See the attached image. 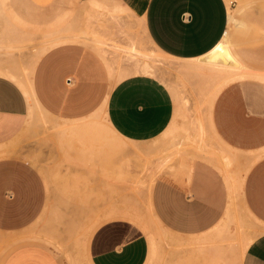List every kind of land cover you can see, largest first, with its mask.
Returning <instances> with one entry per match:
<instances>
[{
	"label": "crops",
	"instance_id": "obj_1",
	"mask_svg": "<svg viewBox=\"0 0 264 264\" xmlns=\"http://www.w3.org/2000/svg\"><path fill=\"white\" fill-rule=\"evenodd\" d=\"M119 1L134 13L139 11L146 36L155 48L181 63H173L179 72L194 74L192 65L216 50L247 71L228 42L233 27L246 25L235 16L230 0ZM255 7L256 20L263 21L264 0ZM39 13L42 20L48 8H39ZM183 13L188 15L185 19ZM251 15L248 10L247 17ZM100 57L87 45L62 42L39 56L29 88L0 73V149L18 153L2 145L15 138L26 121H37L34 109L61 123L79 122L101 110L120 137L140 145L157 138L153 142L157 149L165 141L161 135L175 124L178 127L174 102L178 98L161 82L158 69L115 80ZM244 78L220 89L207 109V129L228 151L225 156L184 154L177 165L151 168L154 178L147 204L160 226L176 238L212 231L236 206L245 211L242 225L249 227L239 233L242 238L251 235L250 241L238 253L234 246L212 248L208 264H264V104L236 83ZM230 165L237 169L231 172ZM48 206L47 187L37 168L19 156H0V232L9 244L0 264H147L150 260L144 228L124 217L99 221L81 240L52 231L49 239L32 234L37 218L50 213Z\"/></svg>",
	"mask_w": 264,
	"mask_h": 264
},
{
	"label": "rangeland",
	"instance_id": "obj_2",
	"mask_svg": "<svg viewBox=\"0 0 264 264\" xmlns=\"http://www.w3.org/2000/svg\"><path fill=\"white\" fill-rule=\"evenodd\" d=\"M252 1L230 0L235 16L246 25L233 27L228 42L247 70L264 72V20H256L255 5L259 0ZM106 5H112L113 9ZM41 7L48 8L42 20ZM248 10L254 15L247 17ZM136 12L119 0H0V70L15 72L19 80L18 76H7L21 80L18 83L26 86V76L38 54L57 37L80 31L102 42V45L92 41L79 43L89 46L99 57V52L104 56L100 58L115 80L142 74L140 67L147 62L152 70L158 69L161 82L178 98L177 102L174 100L178 127L175 124L161 135L165 141L161 140L156 151L153 142L157 138L145 145L127 141L112 130L101 110L79 122L61 123L45 119L34 109L37 121H26L21 132L2 145L17 149L18 153L10 154L12 151L2 148L0 156L26 159L45 181L50 213L37 218L31 226L32 234L49 239L52 231L81 240L99 221L119 216L144 228L151 249L147 264H208L207 256L212 248L234 246L238 253L250 241L251 235L242 238L239 233L242 227H249L242 225L246 218L242 206H236L233 216L229 215L212 231L181 239L167 232L153 217L147 194L154 178L152 166L172 162L177 165L178 157L184 154L192 158L227 154L207 129V109L213 91L221 82L218 70L223 66L222 70L236 67L222 50H216L192 65L194 74L179 72L173 63L180 62L149 42L143 19ZM236 83L264 104L262 81L246 77ZM67 123L74 129L69 126L70 130L61 131L60 125L66 127ZM236 169L237 166L230 165L231 172ZM8 247L0 232V260Z\"/></svg>",
	"mask_w": 264,
	"mask_h": 264
},
{
	"label": "bare ground",
	"instance_id": "obj_3",
	"mask_svg": "<svg viewBox=\"0 0 264 264\" xmlns=\"http://www.w3.org/2000/svg\"><path fill=\"white\" fill-rule=\"evenodd\" d=\"M106 6H110V9L112 10L113 9V6L112 5H106ZM108 8V7H107ZM230 9V8H229ZM108 10H109V8H108ZM93 42L92 44H94V43H96L95 45H97V44H101L102 42L101 41H99L97 38H95V37H93V36H91L90 34H88L87 32H84V31H80V32H78V33H73V34H67V35H65V36H62V37H57L56 38V40L51 44V46H53V45H55V44H59V43H62V42H77V43H79V42H84V43H88V42ZM149 42H150V40H149ZM83 43V44H84ZM82 44V43H81ZM152 44V43H151ZM102 45V44H101ZM50 46V47H51ZM99 46V45H98ZM97 46V47H98ZM154 46V45H153ZM49 47V48H50ZM155 47V46H154ZM48 48H44L41 52H40V54H38V56H37V58H36V60H34V62L32 63V65H31V68H30V71H29V73L27 74L28 76H26L27 77V83H26V88L28 87L29 88V85H28V83L30 82V76H31V73H32V70H33V67H34V65H35V62L37 61V59L39 58V56L45 51V50H47ZM101 51V50H100ZM227 53V52H226ZM225 54V53H224ZM228 54V53H227ZM226 57H227V59H228V61L231 63V64H233L236 68L234 69V70H228L227 68H225V69H227V70H222V68L224 67H222V68H220L219 70H218V76H220L219 77V79L221 78V82L219 83V85L216 87V89L213 91V93H212V95H211V98H210V103H209V105L211 104V102H212V100L214 99V97L216 96V94L219 92V90L220 89H222L225 85H227L228 83H230V82H232V81H234V80H237V79H240V78H244V77H247V76H254V77H257V78H259V79H261V80H263L264 81V74H258V75H254V74H252V73H250V72H248V70L246 71V70H244L243 68H241V66L239 67V66H237L235 63H234V60H232V58L231 57H229V56H227L226 55ZM1 60V59H0ZM2 61V60H1ZM8 63V62H7ZM2 66V65H1ZM10 67V66H9ZM233 68V67H232ZM6 69V68H5ZM230 69V68H229ZM12 70V69H11ZM1 72L0 73H5V75H9V76H12V77H17L18 75L15 73V72H11V71H9V70H3V69H1L0 70ZM153 70L151 69V65H149V64H147V62H145V63H143L142 65H141V67H140V72H142V73H151ZM213 71V70H212ZM215 71V70H214ZM225 73V74H224ZM156 74V73H155ZM215 74V73H214ZM25 75V74H24ZM156 76H157V74H156ZM222 76H224V77H222ZM19 76H18V80H19ZM24 81V80H23ZM17 82H20V83H22L21 82V80L20 81H17ZM24 84H25V82H24ZM23 85V84H22ZM25 91H28L29 92V89L27 90H25ZM27 92V94H29ZM208 104V103H207ZM83 124H85V123H83ZM64 125H66V124H64ZM77 125V124H76ZM68 126V123H67V125H66V127L65 126H63V125H60V127H59V129L61 130V129H63V130H61V131H65L64 129H67V128H69V126ZM75 126V125H74ZM71 128H73V126H70V129ZM76 128V127H75ZM70 129H67V130H70ZM74 129V128H73ZM79 129V128H78ZM83 129V128H82ZM169 129V128H168ZM77 130V129H76ZM168 131V130H167ZM235 159V158H234ZM247 167L248 166H245V167H243L242 168V173L241 174H243L246 170H247Z\"/></svg>",
	"mask_w": 264,
	"mask_h": 264
},
{
	"label": "built area",
	"instance_id": "obj_4",
	"mask_svg": "<svg viewBox=\"0 0 264 264\" xmlns=\"http://www.w3.org/2000/svg\"><path fill=\"white\" fill-rule=\"evenodd\" d=\"M188 15L186 13H183L182 18L185 19Z\"/></svg>",
	"mask_w": 264,
	"mask_h": 264
}]
</instances>
